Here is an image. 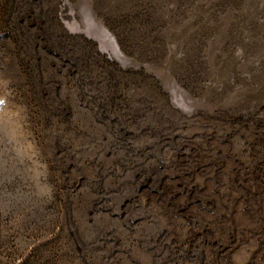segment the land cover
<instances>
[{
	"label": "rangeland",
	"instance_id": "rangeland-1",
	"mask_svg": "<svg viewBox=\"0 0 264 264\" xmlns=\"http://www.w3.org/2000/svg\"><path fill=\"white\" fill-rule=\"evenodd\" d=\"M0 264H264V0H0Z\"/></svg>",
	"mask_w": 264,
	"mask_h": 264
},
{
	"label": "trees",
	"instance_id": "trees-1",
	"mask_svg": "<svg viewBox=\"0 0 264 264\" xmlns=\"http://www.w3.org/2000/svg\"><path fill=\"white\" fill-rule=\"evenodd\" d=\"M90 43V41H88Z\"/></svg>",
	"mask_w": 264,
	"mask_h": 264
}]
</instances>
